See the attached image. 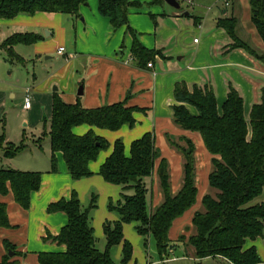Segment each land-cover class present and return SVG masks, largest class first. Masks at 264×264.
Returning a JSON list of instances; mask_svg holds the SVG:
<instances>
[{"label": "crops", "instance_id": "1", "mask_svg": "<svg viewBox=\"0 0 264 264\" xmlns=\"http://www.w3.org/2000/svg\"><path fill=\"white\" fill-rule=\"evenodd\" d=\"M134 1H140L143 5L130 9L129 25L133 31H128L126 26L114 29L110 18L99 12L98 0H88L87 4L82 5L80 16L36 12L0 19V44L17 33L39 35L40 39L34 43L19 44L32 46V50L28 49V52L35 55L37 60L43 55L46 56V60H53L45 81L34 88L35 103H32L30 97V107L24 106L25 110L32 112L36 109L42 118L46 117L45 113L47 114L45 128L48 127L46 131L48 134L55 93L64 102L69 104L80 102L84 108H99L124 102L127 107L135 109L136 119L133 127L124 125L115 131L88 124L73 128L77 135H84L93 130L110 144L108 149L99 153L96 160L90 162L89 167L93 175L77 180L69 173L62 152L56 153L58 171L52 172L51 140L47 159L45 156L36 155L31 160L13 163L15 157L26 146L14 157L4 156L3 150L0 149V155L3 154L0 165L4 168L42 173L41 187L31 193L28 209L16 201L11 189L7 194L0 193V203L7 205L10 221L9 227H0V262L7 257L9 264H40L41 252L65 251L66 246L59 245L51 237L58 235L67 225L68 215L63 211L49 212L50 204L62 198L70 199L74 191L78 194L83 209H86L83 202L89 195L95 196L94 189L103 191V194L101 193L103 203L110 194V198L118 194L116 198L118 202L122 195V187L105 181L99 173L100 167L112 153L116 140L121 139L124 142L125 154L130 156L132 142L147 132L154 134L155 144L160 152L155 173L151 177L156 187L153 185L154 187H149L148 191L149 204L153 206H157L161 201V193H156L157 169L161 158L168 160L172 188L180 190L184 182L185 157L176 145L186 146L189 140L195 146L197 201L192 208L174 221L170 229L169 237L174 243L173 251L179 246L177 243L184 228L192 227L195 213L203 208V197L209 194L208 191L212 188L209 176L214 157L206 148L199 132L183 129L176 124L174 120V106L178 104L174 97L176 84L184 82L190 91L194 85L212 86L220 113L227 99L229 86L233 85L244 98L248 122L253 105L261 102L264 63L243 48H231L233 39L219 26L221 20L236 17L238 36L244 40L238 29L246 30L258 47L264 49V42L252 21L250 0H214L216 5L221 2L214 11L199 7L194 0L186 1L187 10L183 8L179 10L170 5L162 8L165 0ZM178 1L181 3L185 0ZM145 3H151L153 6L145 8ZM73 33L75 36L73 50H68L65 46L69 40L72 42ZM135 36L145 48L157 52L154 59L147 64L141 63L132 52ZM19 44L13 47V51L21 61L15 57L11 60L23 63L26 54L22 53L24 50ZM60 47L65 48L63 54L58 53ZM0 50L7 52L4 48ZM149 63H152V66H149ZM46 67L50 66L45 65ZM81 85L83 94L78 95ZM6 93L8 94L6 89L0 87V112L5 105ZM188 108L192 114H197L195 107L188 105ZM2 124L0 137L5 136L3 146L9 142L15 144L6 138L5 123ZM102 219L91 220L94 231L97 228L101 229L100 225H104ZM117 219L118 216L114 218ZM103 235L105 236L104 230ZM250 247H255L261 258L258 264H264V235L254 240L247 239L245 248ZM9 252H12L13 256L9 255ZM210 258L221 260L219 262L223 264H230L220 257L195 260L202 262Z\"/></svg>", "mask_w": 264, "mask_h": 264}, {"label": "trees", "instance_id": "2", "mask_svg": "<svg viewBox=\"0 0 264 264\" xmlns=\"http://www.w3.org/2000/svg\"><path fill=\"white\" fill-rule=\"evenodd\" d=\"M99 12L110 18L114 29L129 25V13L133 7H141L134 0H98ZM88 0H0V19L36 12L63 13L80 16V7ZM251 17L264 42V0H250ZM233 39L231 48H243L264 63V53L242 40L237 34L238 19L231 17L219 22ZM39 35L17 33L0 44L11 58H21L13 51L19 43L31 44ZM133 54L147 64L156 51L145 48L135 36ZM261 102L253 105L250 121L245 116L244 98L233 86H229L227 99L220 113L217 96L210 85H194L190 91L184 82L175 86L174 106L176 124L186 130L199 132L206 148L214 156L209 176L210 186L217 190L215 195L206 194L202 199L203 209L195 213L192 225L196 232L189 237V244L195 250V258L220 257L230 264H258L261 258L255 247L245 248L247 239L254 240L264 235V200L252 203L264 190V86ZM193 106L197 114L188 108ZM134 108L124 102L99 108H84L80 102L69 104L55 93L53 113L49 121V135L52 151V172L58 171L57 152H62L68 171L77 180L93 175L90 162L97 159L102 150L108 149V141L89 130L77 135L73 128L88 124L99 128L118 130L124 125L133 127L136 123ZM0 137V149L4 156L14 157L25 145L6 143ZM185 157L184 182L182 188L172 192L169 163L161 158L157 173L163 191V201L154 209L148 200L147 178L154 175L160 152L152 132L145 133L131 144L130 156L125 154L124 142L118 139L112 153L100 167L105 181L122 187L118 202L110 201L109 209L118 215L114 221L103 225L107 245L104 251L96 247L94 227L90 212L96 207L93 196L88 208L83 209L78 194L73 191L70 199L62 198L50 204L49 212L63 211L68 223L53 241L65 245V251L41 252L40 264H127L133 258V246L124 237V224L135 223L142 236H153L161 256L174 248L169 232L174 221L192 208L197 201L195 146L187 141L186 146L176 145ZM42 173L0 168V193L11 189L16 201L25 209L30 207L31 193L41 187ZM133 190V194H129ZM7 205L0 203V227H9ZM185 236H181L179 243ZM121 244V263L113 260L111 249ZM0 264H9L7 257Z\"/></svg>", "mask_w": 264, "mask_h": 264}, {"label": "rangeland", "instance_id": "3", "mask_svg": "<svg viewBox=\"0 0 264 264\" xmlns=\"http://www.w3.org/2000/svg\"><path fill=\"white\" fill-rule=\"evenodd\" d=\"M186 1L187 0L181 2L182 8L184 10L188 9V4ZM194 2L199 4V7L201 6L205 8V10L210 9L213 11L216 10L217 6L221 4V2H218V5H216L214 0H194ZM168 5L169 4L163 2L161 7H168ZM152 6L153 4L151 3L144 4L145 8H151ZM196 6L197 5L195 4L194 7ZM238 32L245 41L249 42L254 48L259 50L260 53H264V49L262 47H258V45L252 39L250 33H247L246 30L242 31L241 29H238ZM71 40L72 42L69 40L65 46V48L67 47L68 50H73L72 46L75 40L74 33ZM19 47L24 50L22 53L27 55H25V61L23 63H19L17 61L12 62L9 54L3 50H0V87H4L8 92V94L6 93L5 105L2 107L0 112V133L2 132V122H4L6 138L8 137L9 140L16 144V146H20L22 143L26 146L25 149L15 157L13 163L17 161L20 162L22 160H31L32 157L36 155L45 156V159H47L48 153H50V137L46 132L48 127L45 128L47 114L45 113L46 117L42 118L39 115V111L37 112L36 109H34L33 112L30 110H25L24 105L27 96L31 97L33 104L35 103L34 88L45 81V78L48 75V69L52 68L51 64L53 60H46L45 55L37 60L35 55L28 52V49L32 50V46L30 47L29 45L19 44ZM45 65H49L50 67L45 68ZM53 89L54 86L51 87L52 92ZM39 94L43 93L39 92ZM44 110L46 111V109ZM2 150L4 152V149ZM1 160H3V154L0 155V161ZM1 167L3 166L0 165V168ZM152 183V178H149L147 182L148 190H150L149 187L151 188L153 185H155ZM156 191L157 194L161 193L160 203H162L164 196L160 185L159 176ZM178 191L179 190H174L172 188L173 193H177ZM102 192L103 191L99 192L98 190L94 189L93 195L96 196V207L91 210L90 216L91 220H93V218H103L102 223L103 221L105 223L107 220L113 221L114 218L118 216L116 212L110 211L109 209L110 201L113 200L114 203H116L118 194L115 193L116 195L112 198L109 197L111 194L106 196L105 203H103L101 197ZM208 192L209 194L215 195L217 190L211 188ZM133 193L134 191L131 190L129 194ZM91 198L92 195H89L88 198H85L83 205L86 208L89 207ZM263 200L264 190L262 194L252 203H259ZM155 207L156 206L150 204L151 209H154ZM100 227L101 229L97 228L94 231L96 241L95 244L98 249L104 251L106 249L107 241L106 237L103 235V226L100 225ZM123 231L125 239H127L133 246V258L127 264H223V262H219L221 260H214L213 258L205 259L202 262L195 260V258H191V256H195V250L189 244V237L196 232L193 225L192 227L186 226L184 228V232H182L180 235V237L185 236L184 241L177 243L179 246H176L173 251L170 250V252L164 256L160 255L155 238L151 235L142 236L139 234L135 223L124 224ZM111 255L115 262L121 263L123 259L122 245L118 244L113 246L111 249Z\"/></svg>", "mask_w": 264, "mask_h": 264}, {"label": "water", "instance_id": "4", "mask_svg": "<svg viewBox=\"0 0 264 264\" xmlns=\"http://www.w3.org/2000/svg\"><path fill=\"white\" fill-rule=\"evenodd\" d=\"M165 2L167 4H169L171 7H174L176 9H181L182 5L178 0H165ZM56 90V88H55ZM83 94V85L80 86L79 90H78V95H82ZM9 255L13 256L12 252H9Z\"/></svg>", "mask_w": 264, "mask_h": 264}, {"label": "built area", "instance_id": "5", "mask_svg": "<svg viewBox=\"0 0 264 264\" xmlns=\"http://www.w3.org/2000/svg\"><path fill=\"white\" fill-rule=\"evenodd\" d=\"M195 41H197V39H196ZM64 52H65V48H64V47H60V48L58 49V53L63 54ZM149 66H152V63H149ZM30 105H31V100H30V97L27 96V97H26V101H25V105H24V106H25L26 108H29Z\"/></svg>", "mask_w": 264, "mask_h": 264}]
</instances>
